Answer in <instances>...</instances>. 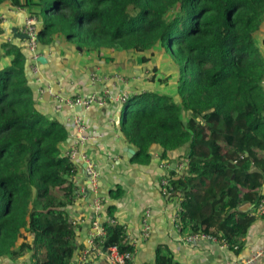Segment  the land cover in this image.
Here are the masks:
<instances>
[{"label": "trees", "instance_id": "trees-1", "mask_svg": "<svg viewBox=\"0 0 264 264\" xmlns=\"http://www.w3.org/2000/svg\"><path fill=\"white\" fill-rule=\"evenodd\" d=\"M4 5L36 19L41 53L65 42L99 59L131 55L146 66L158 51L169 58L175 75L158 77L157 65L147 82L170 90H144L123 107L119 128L135 150L130 161L149 163L155 146L163 160L177 152L186 175L166 178L180 198L179 230L239 252L254 216L237 207L264 200V53L255 45L264 0H0ZM11 36L0 41V258L72 264L76 225L66 209L78 199L75 166L60 150L69 127L37 108L29 52ZM220 175L224 188L215 183ZM111 220L101 224V250L133 252L125 228ZM155 264H174L165 247L156 249Z\"/></svg>", "mask_w": 264, "mask_h": 264}, {"label": "crops", "instance_id": "crops-1", "mask_svg": "<svg viewBox=\"0 0 264 264\" xmlns=\"http://www.w3.org/2000/svg\"><path fill=\"white\" fill-rule=\"evenodd\" d=\"M10 7L4 5L0 11ZM23 13H12L7 10L6 16L9 19L13 17L11 30L19 25L24 15L27 16L24 11ZM22 45H25L24 42ZM39 50L38 44L37 51L46 58V64L32 62L30 55L27 60L37 108L65 125L72 114L83 117L89 137L81 147L77 146L78 133L67 125L69 136L60 147L61 154L76 147L78 154H85L94 162L99 174L96 196L88 192L85 198L75 199L66 209L70 220L76 222L77 253L72 264H76L81 257L80 246L84 249L86 247L91 232V221L96 219L92 205L97 196L103 198L105 210L110 207L111 214L105 212L99 219L100 225L104 220L106 222L113 219L125 228L126 241L131 245L139 239L143 211L145 209L151 211L150 236L146 241L135 243L134 256L137 264H155L158 247H165L170 252L174 264H225L228 261L239 262L254 258L264 246V218L258 214L254 216L242 239L243 246L239 252L222 246L218 240H199L195 243L185 241L188 231L181 232L176 222L180 210L177 190L168 181L169 194L165 196L162 194L161 185L164 180H169L166 177L171 171L174 172L172 177L174 182H179L186 175L184 159L179 160L178 153L175 152L163 160L160 158L161 149L155 146L150 153L149 163L145 165L131 163L126 150L134 149L127 143L119 128L122 106L107 100L103 105L96 104L87 111L78 112L76 108L64 106L59 109L61 98L86 97L92 94L100 96L105 91H111L114 95H126L129 98L147 90L145 86L147 79H144L143 74L145 70L141 71V67L146 68L145 64H138L131 55L117 53H105L102 55L105 59H99L95 54L84 56L65 42H56L43 50V53ZM179 151L186 155L187 148ZM77 159L73 174L75 188L85 183V162H81L79 157ZM224 177L225 175L218 176L215 182L217 187H225ZM259 192L264 195V185L259 188ZM237 209L251 214L253 205L242 203ZM206 213L203 210L202 217H205ZM88 259L91 262L95 261L93 254L89 255ZM27 260L30 258H22L15 262L0 258V263L27 264ZM252 264H264V254L260 258H255Z\"/></svg>", "mask_w": 264, "mask_h": 264}, {"label": "built area", "instance_id": "built-area-1", "mask_svg": "<svg viewBox=\"0 0 264 264\" xmlns=\"http://www.w3.org/2000/svg\"><path fill=\"white\" fill-rule=\"evenodd\" d=\"M26 13V18L24 23L21 27L16 30L17 34L26 36L24 39V44L26 50L29 52L30 60L32 62H37V59L42 56L38 53V24L34 17L29 15L26 10H21ZM38 63V62H37ZM128 97L126 95H114L111 91H105L102 95L97 96L96 94H92L90 96L82 97V96H75L73 98H61L59 100V109L64 107H69L71 109L74 108H81L82 111L89 110L92 106L103 105L104 102L107 100L113 101L118 103L120 106L124 107L127 102ZM67 125L72 128V130L78 133V142H76L77 146H80L87 140L89 135L86 133L87 126L82 116L79 114H72L71 117L67 121ZM63 156L67 157L75 163L78 161L77 157H79L81 162H85L84 166V174H85V183L81 186L75 188L74 196L78 198H85L88 192H92L95 196L97 194V182L99 174L96 170V166L94 162L89 160L85 154H78L76 147L71 148L68 151L63 152ZM72 181L75 182L74 177ZM162 194L167 196L168 195V180H164L162 182ZM91 187L89 190L88 187ZM93 213L95 214L96 219L91 221V232L89 237L86 241V247L81 252V257L77 261L76 264H90L91 261H88L89 255L93 254L94 260L96 263L104 262L105 264H137L135 261L134 251H120L117 247H109L106 251L101 250V244L103 242L104 237V230L100 225L99 219L105 213V204L102 197L97 196L93 200ZM262 216L264 218V200H261L259 204L253 206V211L251 212L250 216L253 217L255 215ZM150 219H151V211L149 209H145L141 216V231L139 235V239L135 242H143L146 241L150 236ZM113 223L114 221L111 220ZM72 224L76 225V222H72ZM199 240H213L216 241L211 235H206L203 233H196L187 235L185 241L188 243H195ZM135 243L132 244V247H135ZM222 246L228 247L227 243H221ZM236 248V247H235ZM135 250V248H134ZM264 254V246L263 248L258 251L253 259L250 260H243L239 262H231L228 261L225 264H252L255 258H260ZM1 264V263H0ZM21 264H25L22 262Z\"/></svg>", "mask_w": 264, "mask_h": 264}, {"label": "rangeland", "instance_id": "rangeland-1", "mask_svg": "<svg viewBox=\"0 0 264 264\" xmlns=\"http://www.w3.org/2000/svg\"><path fill=\"white\" fill-rule=\"evenodd\" d=\"M8 6V5H6ZM7 10L11 11L12 13L14 12H17L19 14L23 13V11L19 10V9H16L14 7H10L8 8ZM7 10H1L0 11V41H11L12 40V30L11 28L13 26H11V21H12V18L11 17L9 19V17H7ZM24 14V13H23ZM23 16V15H22ZM25 15L24 17L22 18V21L19 23V25L15 26L14 28L18 31V29L21 27V25L24 23L25 21ZM263 40H264V25L262 26L261 30L257 33V35L255 36V45L259 48L260 52H263L264 53V43H263ZM158 55L160 56L158 59H151L149 61V63L146 64V68H143L141 67V71L142 70H145L144 71V79H149L150 77H152L154 71L152 69L154 68H157V65L159 68H157V71H156V75L160 78L168 75V74H173L175 75V67L173 66V64L171 63V61L169 60V58L161 53L160 51L157 52ZM159 61V62H158ZM146 86V89H152V88H158L159 90L163 91V92H168L170 90L169 87L165 86L163 88H161L160 86L158 85H152L150 84L149 82H147L145 84ZM147 89V90H148ZM122 112V110H121ZM260 153H262L260 151Z\"/></svg>", "mask_w": 264, "mask_h": 264}, {"label": "water", "instance_id": "water-1", "mask_svg": "<svg viewBox=\"0 0 264 264\" xmlns=\"http://www.w3.org/2000/svg\"><path fill=\"white\" fill-rule=\"evenodd\" d=\"M12 32H13V35H14L15 37L20 38V39H23V40L26 39V36H23V35L17 34L15 28L12 29ZM37 62L43 65V64H46V63H47V60H46V58H45L44 56H40V57L37 59ZM76 109H78V110H77L78 112H79V111H80V112L82 111L81 108H76ZM126 151H127V153H128V157H129V158H132V157L134 156V154H135V150L127 149ZM88 189L90 190L91 187L89 186ZM27 264H31V261H30V260H27Z\"/></svg>", "mask_w": 264, "mask_h": 264}]
</instances>
